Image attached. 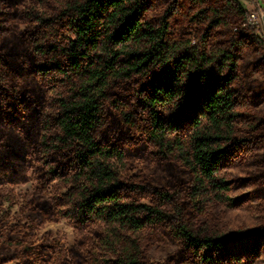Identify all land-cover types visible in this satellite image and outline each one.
I'll use <instances>...</instances> for the list:
<instances>
[{"label": "trees", "instance_id": "1", "mask_svg": "<svg viewBox=\"0 0 264 264\" xmlns=\"http://www.w3.org/2000/svg\"><path fill=\"white\" fill-rule=\"evenodd\" d=\"M14 2L0 0V197L11 201L10 187L30 174L42 190L57 184L77 227L93 232L100 224L114 264H148L142 241L155 229L181 246L182 264L260 257L264 229L225 235L197 223L211 204L233 206L226 163L264 145V121L247 115L253 104L236 87L245 53L263 44L247 32L240 1L165 0L152 19L150 0H68L29 14L37 25L28 49L16 35ZM226 28L236 33L225 39ZM25 59L49 95L45 105L22 88ZM144 146L154 161L185 168L191 183L158 190L123 181L129 149ZM34 202L27 222L58 220L56 206ZM52 258L47 242L34 244L0 222V264Z\"/></svg>", "mask_w": 264, "mask_h": 264}, {"label": "rangeland", "instance_id": "2", "mask_svg": "<svg viewBox=\"0 0 264 264\" xmlns=\"http://www.w3.org/2000/svg\"><path fill=\"white\" fill-rule=\"evenodd\" d=\"M68 0H16L13 11L17 15V36L24 42V49L29 48L27 34L37 25L30 20L32 11L44 14L56 11ZM154 9L150 18L154 19L164 12L165 0H150ZM243 8L248 12L249 34H254L263 44L257 53L247 52L239 69V87L253 106L246 113L264 121V66H261L260 58L264 57V0H239ZM180 30H188L185 27ZM224 38L231 37L236 29H224ZM13 38V37H12ZM13 52L19 51V47L13 48ZM32 58V56H30ZM21 61V60H20ZM32 61V59L30 60ZM22 62V61H21ZM19 62L20 65L22 63ZM24 67V80L22 88L34 92L37 99L45 105L48 101V93L38 80ZM39 109L41 106L37 105ZM246 109H243L244 111ZM44 111V110H42ZM111 125H117L119 119L114 112H110ZM121 129V128H120ZM119 134L124 131L120 130ZM126 135H129L126 133ZM129 137V136H128ZM122 170V180L130 183L139 181L152 185L158 190L173 189L178 185L191 183L190 173L178 163L156 162L150 154L149 148L131 147L128 159ZM223 175L230 183L229 197L233 206L214 203L207 207L197 223L202 227L230 235L235 231H249L264 229V145L253 155L237 158L226 163ZM43 185L30 174L28 181L11 186V201L0 197V222L8 223V230L18 236L26 235L27 239L40 244L47 242L53 258L46 264H114L115 257L107 255L101 243L103 229L95 226L93 232L77 227L72 219L65 213L67 207L63 204V193L52 183L47 190H42ZM49 202L56 206L60 212L57 221H49L32 225L25 220V214L35 206L34 200ZM37 202V201H36ZM264 236L261 238V241ZM253 241V240H252ZM255 245V241L252 243ZM264 244V242H263ZM251 249V248H249ZM142 250L145 261L148 264H182L184 257L182 248L175 243L170 234L163 229L147 230L144 232ZM260 257L249 261L248 264H264V248L259 253ZM109 260L106 262V260ZM6 264H21L17 259Z\"/></svg>", "mask_w": 264, "mask_h": 264}]
</instances>
